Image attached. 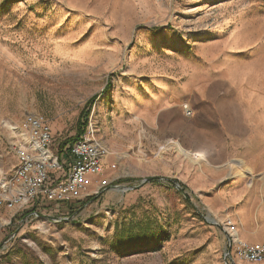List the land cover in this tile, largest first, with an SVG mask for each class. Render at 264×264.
<instances>
[{
  "label": "rangeland",
  "instance_id": "obj_1",
  "mask_svg": "<svg viewBox=\"0 0 264 264\" xmlns=\"http://www.w3.org/2000/svg\"><path fill=\"white\" fill-rule=\"evenodd\" d=\"M194 70L251 88L241 93L262 122L264 0H0V179L13 173L9 145L27 112L49 119L59 147L91 119L107 150L94 179L40 211L50 219L0 202V264H264L231 242L228 221L240 238L239 219L212 214L184 181V164L204 168L188 122L207 123L194 108L213 91L179 102L186 126L156 131L133 118V98ZM242 100L225 103L239 113Z\"/></svg>",
  "mask_w": 264,
  "mask_h": 264
},
{
  "label": "crops",
  "instance_id": "obj_2",
  "mask_svg": "<svg viewBox=\"0 0 264 264\" xmlns=\"http://www.w3.org/2000/svg\"><path fill=\"white\" fill-rule=\"evenodd\" d=\"M195 70L193 78L194 74L197 76L194 79L183 82L177 80L174 84L154 79L159 83L154 84L156 88L153 95L132 99L133 118L156 131L175 120L186 126L187 119L179 102L187 97L193 101L194 91L198 93L202 87L215 92H210L211 96L199 94L202 101L198 99L197 109L193 105L196 113L207 120L203 124L196 120L188 122L192 132L202 137L201 147L192 150L195 155H201L204 168L188 170L187 164H184L182 170L188 174L184 176V181L212 214L221 219H239L240 225L236 226L241 239L253 243L264 241V117L262 122H257L253 117L252 105L244 102L241 92L251 88L226 79L222 72L216 70L208 72V76L202 71L198 75ZM226 82L229 89L224 88L227 91L224 95L218 94L221 83ZM234 95L239 104L240 98L243 99L242 111L239 113L235 112L233 105L227 107L225 103L226 97L234 98ZM186 132V128L180 132L177 138L179 143ZM52 135L57 145L53 132ZM238 169H244L243 173H239ZM252 175L255 176L254 180ZM59 176L60 173L55 174V177ZM94 178L95 173H89L85 185Z\"/></svg>",
  "mask_w": 264,
  "mask_h": 264
},
{
  "label": "built area",
  "instance_id": "obj_3",
  "mask_svg": "<svg viewBox=\"0 0 264 264\" xmlns=\"http://www.w3.org/2000/svg\"><path fill=\"white\" fill-rule=\"evenodd\" d=\"M184 113L191 110L184 106ZM19 137L10 143L17 163L12 175L0 179V202L8 208L41 211L68 202L84 188L89 173L101 170L107 152L96 136L92 120L86 122L80 138L60 149L54 144L48 119L36 112H27L19 128ZM60 173L59 177H55ZM230 240L241 258L250 261L264 259V242L242 241L235 225L229 220Z\"/></svg>",
  "mask_w": 264,
  "mask_h": 264
},
{
  "label": "water",
  "instance_id": "obj_4",
  "mask_svg": "<svg viewBox=\"0 0 264 264\" xmlns=\"http://www.w3.org/2000/svg\"><path fill=\"white\" fill-rule=\"evenodd\" d=\"M148 180H150V177H148V178H145V179H143V181L139 184V185H133V186H128V187H126V188H131V189H133V188H136V187H139V186H141L142 184H143V182H145V181H148ZM178 188H179V190H181V187L180 186H177ZM34 215H37V216H41V217H44V218H46V219H50L51 218V216L50 215H48V214H44V213H41V212H38V211H36V212H32ZM31 213V214H32Z\"/></svg>",
  "mask_w": 264,
  "mask_h": 264
},
{
  "label": "trees",
  "instance_id": "obj_5",
  "mask_svg": "<svg viewBox=\"0 0 264 264\" xmlns=\"http://www.w3.org/2000/svg\"><path fill=\"white\" fill-rule=\"evenodd\" d=\"M92 100H93V98L92 99H90V102H92ZM87 114L88 113H85L83 116H85V122H86V117H87ZM82 134V132H80L79 134H78V136H80ZM66 203V202H65ZM30 211H32V209H30Z\"/></svg>",
  "mask_w": 264,
  "mask_h": 264
}]
</instances>
